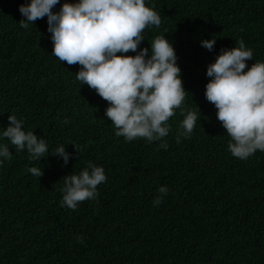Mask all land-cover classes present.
Listing matches in <instances>:
<instances>
[{"label":"trees","instance_id":"trees-1","mask_svg":"<svg viewBox=\"0 0 264 264\" xmlns=\"http://www.w3.org/2000/svg\"><path fill=\"white\" fill-rule=\"evenodd\" d=\"M27 2L0 0V131L15 115L49 152L34 161L0 140L13 154L0 165V264H264V151L232 156L231 138L204 96L206 68L222 49L243 40L253 51L247 67L264 62V0H146L162 22L145 29L139 47L150 48L158 35L172 43L188 92L182 108L198 117L179 143L180 109L160 141L116 136L108 102L76 79L80 66L54 57L47 18L20 27ZM65 2L75 0L52 10ZM212 37L209 51L200 41ZM165 142L167 149L159 146ZM62 144L67 165L49 155ZM89 162L107 180L96 199L70 210L61 204L63 177ZM33 166L41 177L28 172ZM161 186L169 193L154 206Z\"/></svg>","mask_w":264,"mask_h":264},{"label":"clouds","instance_id":"clouds-1","mask_svg":"<svg viewBox=\"0 0 264 264\" xmlns=\"http://www.w3.org/2000/svg\"><path fill=\"white\" fill-rule=\"evenodd\" d=\"M59 3L60 0H28L21 4L19 12L25 19L19 22L20 27L26 29L36 20L47 18L54 57L80 66L76 79L108 102L105 115L116 129L115 135L124 137L126 142L138 138L149 143L160 141L169 134V118L180 109L183 131L177 142L181 136L189 138L198 117L182 108L188 92L183 88L172 43L158 35L150 48L139 47L145 40L146 28L160 27L161 15L146 6V0H75L61 4L59 11L54 12L52 9ZM215 42L212 37L200 44L212 51ZM128 52L136 54L124 55ZM248 60H253V51L243 40L238 41V47L222 49L206 68V76L211 79L204 92L231 138V155L240 160L264 151V62L247 67ZM8 121V126L0 131V140L9 141L16 152L26 150L30 160L40 161L48 156L49 145L44 138L33 130L25 131L23 120L15 115H8ZM65 145L49 155L59 156L67 165L71 154ZM159 146L167 149L166 142ZM12 155L7 145L0 144V165ZM28 172L37 178L43 175L42 169L35 166ZM63 178L61 204L70 210H76L85 200L96 199L98 185L107 180L104 168L92 162L78 174ZM158 193L154 206L163 202L169 189L161 186ZM77 242L83 243V237H78Z\"/></svg>","mask_w":264,"mask_h":264}]
</instances>
